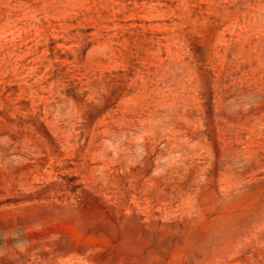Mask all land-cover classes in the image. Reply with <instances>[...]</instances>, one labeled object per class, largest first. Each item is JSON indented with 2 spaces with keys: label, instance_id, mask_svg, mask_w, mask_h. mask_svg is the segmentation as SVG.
<instances>
[{
  "label": "rangeland",
  "instance_id": "1",
  "mask_svg": "<svg viewBox=\"0 0 264 264\" xmlns=\"http://www.w3.org/2000/svg\"><path fill=\"white\" fill-rule=\"evenodd\" d=\"M0 264H264V0H0Z\"/></svg>",
  "mask_w": 264,
  "mask_h": 264
}]
</instances>
